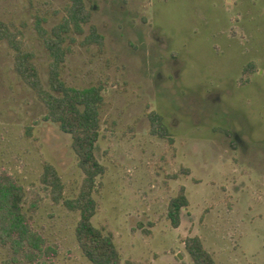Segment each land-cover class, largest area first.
I'll return each instance as SVG.
<instances>
[{
    "label": "rangeland",
    "instance_id": "obj_1",
    "mask_svg": "<svg viewBox=\"0 0 264 264\" xmlns=\"http://www.w3.org/2000/svg\"><path fill=\"white\" fill-rule=\"evenodd\" d=\"M69 4L0 0V21L21 32L45 88L51 59L34 24L41 18L50 31ZM84 5L90 20L66 42L61 79L103 89L94 155L105 171L96 180L93 225L111 233L121 264H193L184 248L192 237L216 264H264V0ZM91 27L102 47L83 45ZM151 113L167 137L151 133ZM45 115L0 42V172L27 200L40 196L32 225L55 253L37 264H90L74 237L78 215L53 205L39 182L44 162L61 177L66 198L83 180L70 136ZM181 187L188 206L173 228L167 207ZM10 260L0 248V264Z\"/></svg>",
    "mask_w": 264,
    "mask_h": 264
},
{
    "label": "trees",
    "instance_id": "obj_2",
    "mask_svg": "<svg viewBox=\"0 0 264 264\" xmlns=\"http://www.w3.org/2000/svg\"><path fill=\"white\" fill-rule=\"evenodd\" d=\"M65 16L50 31L43 28L44 22L36 18L34 29L41 39L51 59L48 68V87L45 88L39 72L33 63V53L23 48L19 37L21 32L9 23L0 21V42L13 53V70L17 77L44 104V119L52 122L71 138V150L76 157L77 166L83 180L77 195L64 196V184L53 165L44 162L39 182L53 205H60L70 213H76L78 220L74 237L83 257L90 264H121V256L113 242L111 233L103 234L96 228L92 219L97 211L93 197L97 178L103 176L105 168L94 155L95 144L99 138L100 108L103 104L102 87L90 86L76 89L61 79L62 65L70 49L66 42L73 43V35H81L83 26L90 20L84 0H69ZM103 46V37L94 27L84 38L83 45ZM249 65L244 72H252ZM151 133L167 137L162 118L149 115ZM171 143L172 140L169 139ZM36 199L27 200L24 188L8 173L0 172V248L11 254V264H37L41 258L52 256L55 252L48 247L43 235L34 229L32 216L40 207ZM24 206H27L26 209ZM188 206L185 189L180 188L167 207V218L173 228L180 224V214ZM184 248L193 264H216L213 257L204 249L197 237L186 239Z\"/></svg>",
    "mask_w": 264,
    "mask_h": 264
}]
</instances>
